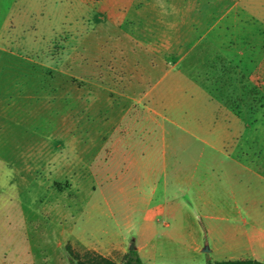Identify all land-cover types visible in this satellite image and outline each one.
<instances>
[{
	"label": "rangeland",
	"instance_id": "1",
	"mask_svg": "<svg viewBox=\"0 0 264 264\" xmlns=\"http://www.w3.org/2000/svg\"><path fill=\"white\" fill-rule=\"evenodd\" d=\"M1 6L0 264L264 259V0Z\"/></svg>",
	"mask_w": 264,
	"mask_h": 264
},
{
	"label": "trees",
	"instance_id": "2",
	"mask_svg": "<svg viewBox=\"0 0 264 264\" xmlns=\"http://www.w3.org/2000/svg\"><path fill=\"white\" fill-rule=\"evenodd\" d=\"M74 264H157L145 261L136 248H131L127 257L118 262L98 253H89L84 258H78ZM205 264H264V260L257 258H230L209 261Z\"/></svg>",
	"mask_w": 264,
	"mask_h": 264
},
{
	"label": "crops",
	"instance_id": "3",
	"mask_svg": "<svg viewBox=\"0 0 264 264\" xmlns=\"http://www.w3.org/2000/svg\"><path fill=\"white\" fill-rule=\"evenodd\" d=\"M0 7H2V6H1V0H0ZM251 163H252V164H257V165H256V168H254V170H253L252 167H251V169L253 170V172H255V173H257V174H261V168H262V167H259V164H261V163H260V162H254V161H253V162L251 161ZM255 169H256V170H255ZM261 175H262V174H261ZM244 258H246V257H244ZM251 258H252V257H251ZM257 259H259V258H257ZM260 260H261V259H260ZM262 260H264V259H262Z\"/></svg>",
	"mask_w": 264,
	"mask_h": 264
},
{
	"label": "water",
	"instance_id": "4",
	"mask_svg": "<svg viewBox=\"0 0 264 264\" xmlns=\"http://www.w3.org/2000/svg\"><path fill=\"white\" fill-rule=\"evenodd\" d=\"M204 250H205V251H208V250H210V247H209V246H206V247L204 248Z\"/></svg>",
	"mask_w": 264,
	"mask_h": 264
}]
</instances>
